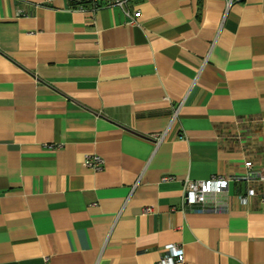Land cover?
Here are the masks:
<instances>
[{
    "label": "crops",
    "instance_id": "obj_1",
    "mask_svg": "<svg viewBox=\"0 0 264 264\" xmlns=\"http://www.w3.org/2000/svg\"><path fill=\"white\" fill-rule=\"evenodd\" d=\"M245 160L264 173V0H0V264H155L167 243L264 264V180L182 204Z\"/></svg>",
    "mask_w": 264,
    "mask_h": 264
},
{
    "label": "built area",
    "instance_id": "obj_2",
    "mask_svg": "<svg viewBox=\"0 0 264 264\" xmlns=\"http://www.w3.org/2000/svg\"><path fill=\"white\" fill-rule=\"evenodd\" d=\"M73 6L81 7L83 3H91L94 6L114 5L125 10L126 4L130 0H67ZM232 0H226L227 5ZM127 14V12H126ZM131 21H134L131 17ZM161 134H154L155 142L161 139ZM89 165L97 169L101 166V160L98 156H92ZM244 170L242 173H234L226 176L212 175L202 179H188L182 182V204L194 212H222L229 208L228 192L231 183L245 181L247 183L254 179L264 180V173L253 167L251 160H245L243 163ZM168 177L161 178L162 181L168 180ZM255 191L248 187L244 196L240 195L239 200L242 202L248 196H253ZM144 211H149L145 208ZM164 253L158 258L155 264H190L183 259L182 249L173 243H167L163 246Z\"/></svg>",
    "mask_w": 264,
    "mask_h": 264
}]
</instances>
